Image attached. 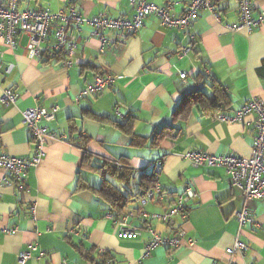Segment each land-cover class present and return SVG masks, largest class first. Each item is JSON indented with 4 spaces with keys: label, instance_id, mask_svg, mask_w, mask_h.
<instances>
[{
    "label": "crops",
    "instance_id": "0c3cea01",
    "mask_svg": "<svg viewBox=\"0 0 264 264\" xmlns=\"http://www.w3.org/2000/svg\"><path fill=\"white\" fill-rule=\"evenodd\" d=\"M147 1L171 3L178 16L191 0ZM213 1L216 13L203 11L187 32L165 28L150 16L122 46L116 43L117 31H104L111 43L101 48L92 27L84 25L70 68L61 61L30 58L24 34L15 49L0 39V100L6 89L19 94L15 105L0 104V154L33 156L35 144L23 123V112L33 107L59 108L54 121L42 124L60 138L48 141L45 158L27 172L26 189L16 182L0 184V264H18L20 251L30 243H38L39 250L27 264L228 263L226 250L239 232L235 213L242 208V193L231 187L225 168L195 167L183 154L200 150L251 156L255 116L243 123L221 122L216 116L238 110L253 97L264 100V23L250 32H233L227 26L238 22V0ZM70 4L88 17L131 19L136 14L130 0H19L18 10L58 11ZM262 12L264 0H254L253 16ZM186 48L189 52L183 55ZM9 64L15 65L10 74ZM106 74L114 80L102 94L76 102L95 76ZM216 87L221 89L219 112L212 106ZM197 91L206 101L174 118L183 97ZM129 120L127 132L120 125ZM164 127L165 137L153 142V135ZM87 154L91 159L85 162ZM110 160L129 167L130 184L89 166ZM159 160L164 162L160 184L166 198L146 204L144 210L162 213L190 187L199 196L189 202L185 219L177 215L163 223L140 215V200L134 199L140 192L138 183L144 174L153 173V163ZM4 177L9 175L0 169V179ZM103 180L121 183L116 186L131 199L126 213L132 214L129 225L137 229L136 238H119L117 223L108 217L109 204L93 190ZM250 211L253 222L241 231L249 250L236 260L264 264V199L253 202ZM14 228L15 233H5ZM150 229L166 236L180 229L185 234L178 248L160 246L145 257Z\"/></svg>",
    "mask_w": 264,
    "mask_h": 264
},
{
    "label": "built area",
    "instance_id": "2783aa9c",
    "mask_svg": "<svg viewBox=\"0 0 264 264\" xmlns=\"http://www.w3.org/2000/svg\"><path fill=\"white\" fill-rule=\"evenodd\" d=\"M254 0H238L237 12L238 22L227 26L233 32L247 31L264 23V12L258 17L253 16ZM135 7L136 14L133 18H113L107 14L96 16H84L77 11L73 4L66 9L51 11L49 9H28L20 12L18 10L19 0H0V39L6 47L15 49L18 45V37L24 34L28 37L27 54L30 58H41L48 61H61L64 67L70 68L74 63V57L79 48V34L84 25L92 27L93 35L100 38L101 48H106L111 41L103 35L104 31H117L116 43L124 45L133 35L137 34L144 25L146 18L155 16L165 28H177L187 32L191 25L197 21L203 11L216 13V6L213 0H191L186 6L183 14L175 15L172 12L173 4L159 6L147 0H130ZM189 49L183 51L187 54ZM15 65L9 64L6 73L10 74ZM208 78H212L211 71L206 72ZM181 74V78H186ZM113 76L110 74L97 75L94 81L87 85L77 96L76 102L90 96L102 94L112 83ZM19 94L12 89H6L0 100L3 107L15 105ZM58 107L45 110L41 107H33L23 112V123L31 133L35 144L34 154L31 158L14 157L8 154H0V169L9 178L0 179V184L12 185L17 183L22 190L26 189L25 177L28 171L36 168L46 156V148L50 140L60 139L55 131L49 130L42 123H50L56 119ZM117 114L121 116L119 109ZM248 116H255V135L251 148V156L247 159L234 154L217 156L200 150H191L183 154V158L192 163L195 167H223L230 177L231 187L237 188L242 193V208L235 213L239 232L232 247L226 250L230 257L227 264H242L236 260L243 257L249 250L247 243L241 239V231L248 224L253 222L250 207L255 201L264 199V100L253 97L241 108L229 113H218L217 120L226 123H243ZM154 173H156L153 188L140 200V215L148 220H158L163 223H170L172 219L180 215L187 218L189 202L198 198L199 193L187 187L177 198L174 205L162 213L147 212L144 210L150 202H161L166 198V192L160 184V173L164 162L156 161ZM115 165L122 169L119 162ZM131 213H125L116 217L109 212L108 217L114 220L119 227V238L132 239L138 236L137 229L129 225ZM151 238L146 245L144 256L148 257L152 251L160 246L176 249L181 245L184 231L179 230L173 236H166L150 229ZM16 229L5 230V233L13 234ZM193 244V241L190 242ZM39 250L38 243H30L26 249L20 251L18 264H27L34 252Z\"/></svg>",
    "mask_w": 264,
    "mask_h": 264
},
{
    "label": "trees",
    "instance_id": "16d2710c",
    "mask_svg": "<svg viewBox=\"0 0 264 264\" xmlns=\"http://www.w3.org/2000/svg\"><path fill=\"white\" fill-rule=\"evenodd\" d=\"M221 94V89L219 87L215 88V101H213L212 106L216 108V112H219L222 107L219 106L218 102L220 100L219 95ZM206 96L201 91L193 92L187 94L183 97L181 102L179 103L177 109L174 111V118L181 117L184 113H186L189 108L196 103H204L206 101ZM181 115V116H180ZM120 127L129 132L130 131V120L126 122L124 125H120ZM169 130V129H168ZM166 135V127H164L161 131L156 132L153 135V142L157 143L158 140L165 137ZM91 156L88 154L85 155V162L90 161ZM115 162H119L116 160L106 161L100 166H95L89 164L90 168L98 173L104 172L109 173L111 176L116 179L122 181L124 184H130L133 181V174L127 165L122 164V169H119ZM156 173L152 174H144L138 183L140 192L134 195L135 200L143 199L148 191H150L155 183ZM84 186L81 184V188ZM95 193H97L100 197H102L110 206L111 213H113L116 217L123 215L126 213L127 204L131 201L116 185L109 182L108 180H103L101 186L98 189H93Z\"/></svg>",
    "mask_w": 264,
    "mask_h": 264
},
{
    "label": "rangeland",
    "instance_id": "374dc122",
    "mask_svg": "<svg viewBox=\"0 0 264 264\" xmlns=\"http://www.w3.org/2000/svg\"><path fill=\"white\" fill-rule=\"evenodd\" d=\"M113 182H114V183H116L115 185H117V184H118V187L122 185V184H121V183H119V182L117 183V181H114V180H113ZM131 188H134L133 184H132V187H131Z\"/></svg>",
    "mask_w": 264,
    "mask_h": 264
}]
</instances>
